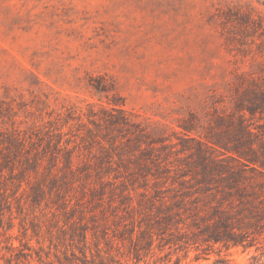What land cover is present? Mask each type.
<instances>
[{"label":"rangeland","instance_id":"obj_1","mask_svg":"<svg viewBox=\"0 0 264 264\" xmlns=\"http://www.w3.org/2000/svg\"><path fill=\"white\" fill-rule=\"evenodd\" d=\"M21 243L264 264V0H0V264Z\"/></svg>","mask_w":264,"mask_h":264},{"label":"trees","instance_id":"obj_2","mask_svg":"<svg viewBox=\"0 0 264 264\" xmlns=\"http://www.w3.org/2000/svg\"><path fill=\"white\" fill-rule=\"evenodd\" d=\"M219 225V224H216ZM223 233H219V232H215L212 235H207L208 236V240H212L215 243L218 242H226L232 246H238L239 244H241V241L238 239V237H234V239H231L228 236V233H225L226 235H222ZM84 239V244H85V240H86V236H83ZM20 242V241H19ZM7 250L9 252H11V257L16 261L15 264H17V261L20 260L21 257L26 258L29 257L30 255L28 254H24L23 251L27 250V251H31L32 249L27 245V244H23L21 243L20 246H14V245H10ZM83 258L85 263H87V259H86V254L85 252L82 253ZM31 257V256H30ZM39 262H41L40 258L38 257L37 259ZM8 261V260H7Z\"/></svg>","mask_w":264,"mask_h":264}]
</instances>
